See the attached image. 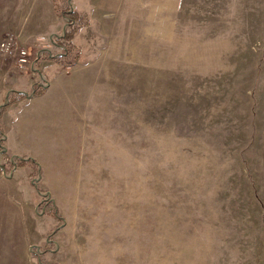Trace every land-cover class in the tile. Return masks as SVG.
Wrapping results in <instances>:
<instances>
[{
  "label": "rangeland",
  "instance_id": "obj_1",
  "mask_svg": "<svg viewBox=\"0 0 264 264\" xmlns=\"http://www.w3.org/2000/svg\"><path fill=\"white\" fill-rule=\"evenodd\" d=\"M60 7L72 66L52 0H0V104L46 88L0 121V264H264V0Z\"/></svg>",
  "mask_w": 264,
  "mask_h": 264
},
{
  "label": "trees",
  "instance_id": "obj_2",
  "mask_svg": "<svg viewBox=\"0 0 264 264\" xmlns=\"http://www.w3.org/2000/svg\"><path fill=\"white\" fill-rule=\"evenodd\" d=\"M60 1L62 0H52V6L55 15L58 17H62L67 21L68 31H64L62 36L60 37V40L64 41V44L55 42L56 46L62 49V53H61L62 55L52 57L50 56L49 52H43L41 54V57L43 59L50 60L58 64H62L64 66H72L75 63H77L78 53L75 54L72 61L64 62V63H60V61L68 57L74 50H76L75 46L72 44V40L74 39L75 35L80 29L89 25V19L86 15H80L77 11L71 9L70 7L66 9H62L60 7ZM45 90L46 88L43 85L34 84L32 87V97L41 96L45 92ZM25 98L26 95L23 93H18L17 99H12L11 96L8 97L6 104L0 110V115L5 108H7L13 103L22 101ZM0 135H2L1 132ZM1 156L5 158L6 155L4 152H2ZM25 164L37 165L36 161L31 158H15L13 163H10V169L14 167H23ZM46 204L51 205L53 207V214H52L53 217L55 219H60V217H58L57 215V209L54 206L53 202L48 200L46 201ZM34 250L32 249V253L34 255H37L36 249Z\"/></svg>",
  "mask_w": 264,
  "mask_h": 264
},
{
  "label": "crops",
  "instance_id": "obj_3",
  "mask_svg": "<svg viewBox=\"0 0 264 264\" xmlns=\"http://www.w3.org/2000/svg\"><path fill=\"white\" fill-rule=\"evenodd\" d=\"M122 2H128V1H131V0H121ZM91 6L93 7V5L91 4ZM75 10V9H74ZM92 10V9H91ZM76 11V10H75ZM93 11V10H92ZM82 15H85V14H82ZM86 16L88 17V19H89V25L88 26H90L91 25V22H92V18H94L93 16H92V13H91V16L90 15H88V14H86ZM88 26H86V27H88ZM86 27H84V28H86ZM83 29V28H82ZM74 40V39H73ZM33 87V86H32ZM46 91V90H45ZM9 92V94H10V92L11 91H8ZM7 92V93H8ZM6 93V94H7ZM20 93H25L24 91H20ZM8 94V97H10V95ZM31 94V93H30ZM29 94V95H30ZM44 94V93H43ZM42 94V95H43ZM42 95L41 96H36V97H33V98H31V104H32V106L34 105V106H36V104L37 103H39V102H41V98H42ZM37 102V103H36ZM17 103H19V102H17ZM14 104H16V103H13V104H11L10 106H8L7 108H5L2 112H1V115H0V121L1 120H4V118H5V114H6V110H8L12 105H14ZM10 112V111H9ZM15 157H19V156H15ZM19 158H21V157H19ZM14 168H22V167H14ZM14 168H12V169H14ZM11 169V170H12ZM32 229V231H33V234L35 235V236H40V230H38V228L37 229H35V228H31Z\"/></svg>",
  "mask_w": 264,
  "mask_h": 264
},
{
  "label": "water",
  "instance_id": "obj_4",
  "mask_svg": "<svg viewBox=\"0 0 264 264\" xmlns=\"http://www.w3.org/2000/svg\"><path fill=\"white\" fill-rule=\"evenodd\" d=\"M41 52H47V50H41ZM8 94H9V92H8V93L6 94V96H5V102L2 103V104H0V110H1V108L6 104L7 99H8ZM23 94H25V93H23ZM25 95H26V94H25ZM26 96H31V97H32V93H31L30 95H26ZM0 148H1V152L5 150V148H4L2 145H0ZM15 158H19V157H15Z\"/></svg>",
  "mask_w": 264,
  "mask_h": 264
}]
</instances>
